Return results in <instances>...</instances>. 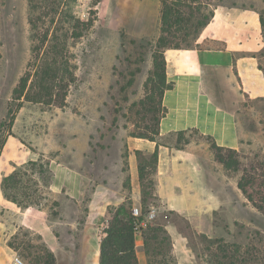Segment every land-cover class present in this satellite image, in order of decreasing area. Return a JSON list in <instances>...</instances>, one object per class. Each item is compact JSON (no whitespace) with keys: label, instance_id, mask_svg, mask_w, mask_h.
<instances>
[{"label":"rangeland","instance_id":"rangeland-1","mask_svg":"<svg viewBox=\"0 0 264 264\" xmlns=\"http://www.w3.org/2000/svg\"><path fill=\"white\" fill-rule=\"evenodd\" d=\"M217 1L198 0L184 9L193 14L181 48L198 45L194 29L200 15L195 7L206 3L212 8ZM221 1L254 7L264 18V0ZM155 5L156 0H0V151L7 138L13 137L27 151L28 159H54L88 174L99 171L98 163L112 159L121 165L129 134L147 131L145 126L153 127L152 116L159 115L150 110L157 107V94L149 99L151 103H139L146 99L151 45L160 33V14ZM89 21L92 24L86 28ZM179 35L182 37L181 32ZM35 45L40 49L34 51ZM44 59L70 70L73 81L70 74L61 71L64 80L57 79L50 87L49 104L13 98L12 89L20 76L28 70L33 72ZM260 60L264 69V50ZM18 101L22 104L16 108ZM236 117L242 141L240 171L243 167L255 169L264 178V98L241 102ZM187 137L189 145L184 147L198 154L216 188L215 209L210 217L201 219L207 232H200L213 241L204 240L187 220L170 215L156 200L150 204L157 215L151 223L173 220L187 236L196 264H231V258L236 264H264V210L254 207L236 188L238 173L216 161L210 139L196 132ZM176 139L172 135L162 140L173 145ZM151 177L149 172L147 179ZM121 179L125 182L124 173ZM38 196L46 198L34 207L45 208L51 219L56 218V206H51L54 196L45 191L35 193ZM16 218L0 205V221L15 222ZM20 235L11 240L14 246H19L22 239L25 245L29 243ZM162 236L158 234L157 240ZM149 246L152 253L156 245ZM142 248L145 264L150 260L152 264H176L167 240L155 247L161 254L151 258L144 241ZM43 251L31 257L35 259L32 263L20 252L16 254L27 264H37L36 260L44 264ZM5 262L6 253L0 249V264Z\"/></svg>","mask_w":264,"mask_h":264},{"label":"crops","instance_id":"crops-1","mask_svg":"<svg viewBox=\"0 0 264 264\" xmlns=\"http://www.w3.org/2000/svg\"><path fill=\"white\" fill-rule=\"evenodd\" d=\"M155 7L159 15L160 0H156ZM212 10L210 20L194 40L195 44L206 41V46L164 50L166 80L172 82V88L163 93L162 106L166 112L160 118L158 130L161 137L196 130L210 136L219 146L239 150L242 141L236 111L243 101L264 98L260 15L254 7L221 0L212 4ZM221 43L224 48H220ZM155 150L157 161L151 175L156 201L169 214L182 216L194 229L206 233L201 219L212 215L217 196L216 188L210 183V173L198 154L185 147L175 149L169 144L156 145L155 141L128 136L122 164L115 159L98 163V172L88 174L72 164L50 159L52 176L48 191L57 201L54 219L45 208L18 207L3 197L0 188V205L17 215L15 222L0 221V249L6 253L5 264H10L17 252L32 263L35 259L31 257L43 250L50 253L51 264H99V240L109 216L108 209L121 204L128 194L121 176L124 173L129 179L128 198L132 206L141 207L142 158L136 152L147 157ZM27 160L28 153L18 141L7 138L0 151V182L15 165ZM164 228L175 263L196 264L188 238L178 225L166 219ZM19 234L29 243L25 245L22 239L19 246L11 247L9 241ZM142 247L143 238L136 234L139 264H145Z\"/></svg>","mask_w":264,"mask_h":264},{"label":"trees","instance_id":"trees-1","mask_svg":"<svg viewBox=\"0 0 264 264\" xmlns=\"http://www.w3.org/2000/svg\"><path fill=\"white\" fill-rule=\"evenodd\" d=\"M191 2L197 4L198 0H160V33L156 38L155 43L151 45L152 69L147 78L145 87L148 91L146 99L139 101L141 104L145 103V101H149L151 103L152 100L149 99H152L151 97L153 94H157V107L152 106L150 107V110L154 114L158 111L159 115L157 114L152 116L151 122H153V127L148 125L145 126L147 131L138 133L132 132L129 134L131 137L145 138L155 141L156 145L169 144V146H172L175 149H183L184 145L189 143V138L184 137L188 136L190 132H198L196 130H182L164 137L159 135L158 124L160 118L163 117L166 112V109L162 106V96L165 90L172 88V82H168L166 80L163 53L167 48H181L180 42L185 40V36L189 32L188 24L190 23V17L193 14L191 10L186 13L184 9L190 8ZM208 7L209 5H206V3L195 7V12L200 15V18L197 19L195 24L194 39L197 37L201 28L210 20L213 14L212 8L209 7L208 9ZM203 9H207V12L205 13ZM259 15L262 36L264 38V18L261 14ZM30 24L33 28L35 23L30 21ZM91 24L92 21L86 23V28H89ZM180 32L182 33V37L179 35ZM35 34L36 33H34V38L36 36ZM205 43L207 42L205 41ZM197 47L201 46L198 44ZM33 48L34 51L40 49L38 45H35ZM220 48H224V43L220 44ZM141 59L143 58L141 57ZM56 62L57 61L54 62L44 59L36 66V69L33 72H30L29 70L25 71L23 75L20 76L15 87L12 89L13 98L20 100L21 97H23L24 100L49 104L52 100V95L49 90L50 87L56 83L57 79V82L64 80V77L60 74V72L65 71L70 74V82L73 81L74 78L70 70L61 67L59 64H56ZM30 79V85H28V81ZM21 104L22 101H18L16 108H19ZM172 135H176L177 137L176 142L173 145L162 140ZM201 136L211 140L210 147L215 152L216 161L222 164L225 169L238 173L236 188L240 191L243 197L257 209L264 210V178H262L255 169L248 170L243 167L240 171V153L242 149L236 150L219 146L212 141L210 136ZM1 146L2 144H0V148ZM136 153L138 157L142 158V163L140 162L139 164V180L142 191L141 200L142 205L144 206L142 212H145L147 206L156 200L154 195V179L153 177L147 179V175L149 172L152 174L155 171L157 151L155 150L151 155H149V159L139 155V152ZM14 167V170L10 174L1 179L0 188L3 197L6 200L15 203L20 208L28 206L38 207L40 201L46 197H35V193L38 191H45L47 195L50 194L48 186L51 180L52 172L49 169V161L39 157L36 159H28L26 162L20 165H15ZM123 186L128 191L126 199L121 204L108 209L109 216L99 240V264H139L135 250V226L136 222L141 220V217L138 219L131 213L132 201L128 198L130 191L128 178H126L125 182H123ZM56 205L57 201L53 200L51 202V206L53 207ZM140 231L144 241V246L150 258L151 255L154 256L155 254H161L155 247H159L160 243L165 240H167L170 244L169 249L171 252V243L164 228V223L150 222L141 227ZM160 233L163 234V236L161 240L158 241L157 235ZM197 234H199L204 240L209 242L213 241L211 238L207 237L203 233H200L198 230ZM152 243L156 246L152 248V253H149V244L151 245ZM9 245L11 247H15L11 241H9ZM49 254L50 253L45 250L44 264H51ZM168 257L171 258V255ZM225 258H229V256L225 255ZM148 264H152L151 260ZM231 264H236L235 260L233 261L232 258Z\"/></svg>","mask_w":264,"mask_h":264},{"label":"built area","instance_id":"built-area-1","mask_svg":"<svg viewBox=\"0 0 264 264\" xmlns=\"http://www.w3.org/2000/svg\"><path fill=\"white\" fill-rule=\"evenodd\" d=\"M131 213L133 216L137 217L138 219L141 217V220L136 222L135 226V235L141 234V227L145 226L147 223H150L154 220L156 216V209L154 205H150L145 212H142L140 207L132 206ZM10 264H27V262L19 255H14L11 259Z\"/></svg>","mask_w":264,"mask_h":264}]
</instances>
